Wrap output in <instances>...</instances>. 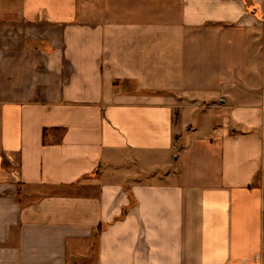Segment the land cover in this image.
Wrapping results in <instances>:
<instances>
[{
  "label": "crops",
  "instance_id": "1",
  "mask_svg": "<svg viewBox=\"0 0 264 264\" xmlns=\"http://www.w3.org/2000/svg\"><path fill=\"white\" fill-rule=\"evenodd\" d=\"M0 264H264V0H0Z\"/></svg>",
  "mask_w": 264,
  "mask_h": 264
},
{
  "label": "rangeland",
  "instance_id": "2",
  "mask_svg": "<svg viewBox=\"0 0 264 264\" xmlns=\"http://www.w3.org/2000/svg\"><path fill=\"white\" fill-rule=\"evenodd\" d=\"M183 119L185 122H188V121L192 122L191 125L195 123L197 129L200 128L201 122H203V119H200L198 112L194 115L188 111H185L183 113Z\"/></svg>",
  "mask_w": 264,
  "mask_h": 264
}]
</instances>
